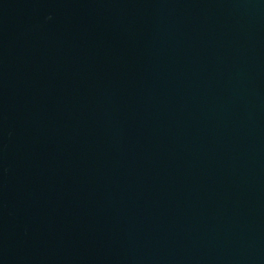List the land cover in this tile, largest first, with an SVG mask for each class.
<instances>
[{"label": "water", "instance_id": "obj_1", "mask_svg": "<svg viewBox=\"0 0 264 264\" xmlns=\"http://www.w3.org/2000/svg\"><path fill=\"white\" fill-rule=\"evenodd\" d=\"M0 264H264V0H0Z\"/></svg>", "mask_w": 264, "mask_h": 264}]
</instances>
